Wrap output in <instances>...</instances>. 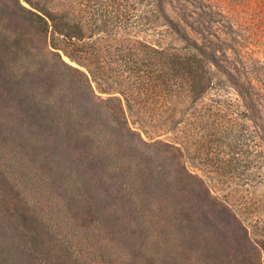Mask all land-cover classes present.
<instances>
[{"label":"trees","instance_id":"obj_1","mask_svg":"<svg viewBox=\"0 0 264 264\" xmlns=\"http://www.w3.org/2000/svg\"><path fill=\"white\" fill-rule=\"evenodd\" d=\"M16 1L18 14L44 37L46 45H31L24 35L1 30L0 63L7 67L5 73L11 74L10 82L20 81L17 78L23 71L49 65L54 56L58 59L53 67L60 87L45 94L44 86L30 90L23 85L20 88L24 90L17 89L33 100L40 117L37 124L26 116L16 121L9 113L12 107L7 99L0 98V171L4 186L16 201L13 204L4 200L2 204H11L7 215L17 212L19 222L30 226L33 239L30 247L24 241L23 227L6 223L0 204V264H43L44 259L47 261L45 248L51 257L59 251L66 264H228L222 259L196 258L195 248L194 256H189L186 243L173 236L172 225L176 224L169 222V210L162 198L155 200L153 193L140 188V175L147 169L137 160L141 154L138 147L148 143L129 124V96L113 87L123 83L118 77L123 68L144 79L142 66L150 51L156 56L149 59L154 72L146 75L151 90L158 93L173 89L185 80L190 94H202L216 64L213 41L199 30L202 23L183 9L172 18L166 9L172 0H140L155 6L149 13L150 22L162 17L190 50L189 54L170 57L162 41H131L118 33L126 30L125 24L130 21L131 0H24L30 8ZM8 2L17 8L15 1ZM114 18L119 19L118 24H114ZM189 19L193 21L190 23ZM100 29L107 30L114 41L105 56L102 51L88 52L89 31L92 34ZM61 52L79 68L64 61ZM94 61L95 70L89 64ZM104 63L112 67L115 76L106 72ZM102 82L110 87H104ZM93 83L110 97L98 96ZM131 86L135 92L137 84ZM120 139L128 143L129 153H117L114 144ZM73 145L83 150L79 152L83 155L81 162L63 147ZM144 157L150 161L147 154ZM86 159L88 162L83 165ZM96 162L112 176L122 200L142 225L146 241L138 254L119 246L107 232L102 203L106 195L100 185H94L84 175ZM46 243L49 246L44 248Z\"/></svg>","mask_w":264,"mask_h":264},{"label":"rangeland","instance_id":"obj_2","mask_svg":"<svg viewBox=\"0 0 264 264\" xmlns=\"http://www.w3.org/2000/svg\"><path fill=\"white\" fill-rule=\"evenodd\" d=\"M13 1L17 8L8 0H0V31L19 33L31 45L44 47V37L18 14V1ZM20 2L30 8L24 0ZM171 2L166 9L172 18L183 9L186 15L193 13L202 23L198 25L199 30L204 37L212 39L216 64L211 72L207 69L210 82L198 96L188 92L185 80L173 89L158 93L154 88L151 90L150 78L146 75L154 72L155 66L149 59L156 56L150 51L146 52L147 62L142 66L144 79L126 68L121 70L118 77L123 83L113 87L129 96L132 101V108L126 107L129 124L148 143L138 147L141 154L137 160L147 169L144 176L140 175V188L153 193L155 200L162 198L169 210V222L176 224L172 225L173 236L181 237L186 243L191 251L187 252L189 256H194L192 248H195L196 258L222 259L228 264H264V0ZM151 6L131 0L130 21L125 24L126 30L118 33L131 41L138 38L149 43L162 41L170 57L189 54L185 43L162 17L150 22L149 13L155 8ZM113 20L118 24V18ZM102 30L104 32L94 30L92 34L89 31L88 52L102 51L105 56L114 41L107 30ZM61 55L64 61L79 68L63 52ZM50 59L51 64L23 71L17 78L20 81L11 82V74L5 73L7 67L0 63V98L7 99L12 107L7 111L16 121L26 116L37 124L40 119L33 100L27 98L29 94L18 92V88L25 85L31 90L44 86L45 94L60 87L53 67L58 59L54 56ZM96 63H89L94 70ZM104 67L115 76L108 63H104ZM102 83L110 87L107 82ZM135 83L137 88L132 92L131 84ZM93 87L98 96L110 97L101 93L95 83ZM63 147L81 162L83 155L79 152L83 150H77L75 145ZM114 147L119 155L130 151L124 139ZM144 154L150 161H146ZM87 162L86 159L82 164ZM84 175L94 185H100L106 195L102 203L107 232L114 237L111 240L129 252L140 253L146 241L142 225L136 213L122 200L112 176L103 171L99 162L86 169ZM4 185L0 171V204L5 211V221L10 226L21 225L26 232L24 241L33 247L30 226L19 222L17 212L14 216L7 215L11 204L7 207L2 202L14 204L16 201ZM48 246L46 243L44 248ZM43 251L47 258L43 264L50 261L66 264L59 251L52 257L46 248Z\"/></svg>","mask_w":264,"mask_h":264}]
</instances>
